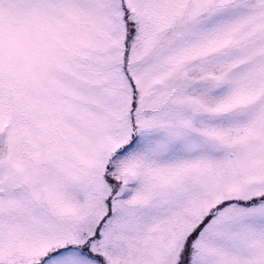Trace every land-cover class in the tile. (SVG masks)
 <instances>
[{"label":"snow or ice","instance_id":"snow-or-ice-1","mask_svg":"<svg viewBox=\"0 0 264 264\" xmlns=\"http://www.w3.org/2000/svg\"><path fill=\"white\" fill-rule=\"evenodd\" d=\"M0 264H264V0H0Z\"/></svg>","mask_w":264,"mask_h":264}]
</instances>
